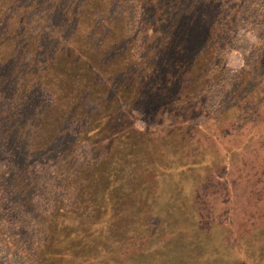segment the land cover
<instances>
[{
  "label": "rangeland",
  "instance_id": "obj_1",
  "mask_svg": "<svg viewBox=\"0 0 264 264\" xmlns=\"http://www.w3.org/2000/svg\"><path fill=\"white\" fill-rule=\"evenodd\" d=\"M105 2L88 14L74 6L70 23L49 26L52 72L62 51L79 63L97 50L106 64L87 96L116 110L91 153L79 144L69 161L70 184L81 190L85 160L102 163L116 151L112 166L91 168L90 216L65 212L59 237L96 234L104 248L94 264H264V26L250 30L257 11L247 15L232 0ZM235 13L246 18L239 28ZM28 161L38 176L36 211L0 223V264H32L21 235L36 237L32 218L60 194L65 211L76 205L55 162Z\"/></svg>",
  "mask_w": 264,
  "mask_h": 264
},
{
  "label": "trees",
  "instance_id": "obj_2",
  "mask_svg": "<svg viewBox=\"0 0 264 264\" xmlns=\"http://www.w3.org/2000/svg\"><path fill=\"white\" fill-rule=\"evenodd\" d=\"M59 1L0 0V223L12 222L19 215L29 218V207L36 211L33 192L38 185V176L29 170L28 158L37 154L51 164L55 162L51 167L60 169L59 174L72 188L74 199L70 203L76 202V205L65 211V195L60 194L55 204L46 208L44 215L37 213L32 218L31 223L39 231L36 237L22 233L26 248L19 249L27 257L32 256V264H94L92 260L95 261L104 248L102 244L94 243L96 234L87 233L86 229L84 235L69 230L74 235L68 241L69 236L64 234L61 239L58 233L62 227L59 219L65 212L79 214L84 210L85 215L90 216L98 190L97 176L91 174V168H104L106 163L112 166L116 156L113 151L102 163L91 158L85 160L84 164L88 165L84 172L86 184L81 190L74 191L70 183L75 184L77 178L70 172L72 165L69 161L78 156L77 145L81 144L89 155L93 150V139L105 132L109 126L107 119L116 111L111 106L100 107L91 96H87V89L100 85L97 71L100 64L105 66L106 63L97 55V50L93 55L85 52L87 56L80 64L74 62L75 55L62 51L68 58L63 57L58 65L59 73L54 74L52 50L47 47L52 41L49 26L54 20L70 23L77 14L74 6H83L84 13L88 14L90 6L95 11L105 8L103 5L107 6V3L105 0H81L74 5L75 0H70L67 8V0L61 4ZM232 1L237 3L238 10L245 9L247 15L249 8L257 11L256 18L250 22L251 31L256 32L264 26V0ZM42 3L47 7L41 6ZM234 17L232 27L239 28V22L246 20L238 18L237 13ZM38 50L42 54H38ZM113 172L109 170V175ZM109 175L101 177L109 179ZM231 226L229 223L228 227L233 229ZM45 228H49L48 231L42 232ZM78 239L82 245L78 244Z\"/></svg>",
  "mask_w": 264,
  "mask_h": 264
}]
</instances>
